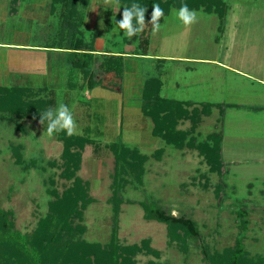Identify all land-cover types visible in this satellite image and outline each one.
<instances>
[{"label": "rangeland", "instance_id": "1", "mask_svg": "<svg viewBox=\"0 0 264 264\" xmlns=\"http://www.w3.org/2000/svg\"><path fill=\"white\" fill-rule=\"evenodd\" d=\"M32 1L22 2L20 15L0 5V42L24 38L27 42L38 43L44 35L56 33L60 10L52 17L48 9L47 14L37 12L39 9ZM227 1L230 10L225 17L224 31L220 30L221 19L215 13L196 11L197 22L185 27L177 18L179 9H173L160 19L161 28L153 35L150 45L151 55L219 58L257 80L252 83L245 78L243 93L229 96L227 101H212L220 105L212 107L210 114L201 115V122L194 132L199 141L212 132H222L225 167L221 175L211 170L196 149H179L163 140L147 146L141 144L138 133L147 134L153 122L148 119V124L143 123L140 127L135 118L124 114L128 105L141 107L140 94L131 100L124 97L121 100L93 99L86 96L89 89L80 73L74 79L79 86L69 88L70 63L65 55L51 56L54 63L47 75L51 77L48 83L52 82L57 91L55 108L61 103L68 105L77 124L76 133H84L85 127L90 125L98 140L97 146L87 145L84 149L81 168L77 172L88 183L92 197L84 210L83 223L87 231L83 237L92 242L107 243L117 223L119 239L125 245L150 239L160 256L140 253L136 256V264H209L204 250L223 251L234 246L239 238L243 239L248 254L264 255V0ZM123 10L122 4L117 8L114 4H105V0H92L83 8V28L88 36L100 38L103 46L115 49L126 46L136 51L137 42L128 43V36L117 27ZM34 11L39 21H33L32 37H29L23 35L21 29L30 25L23 13ZM132 61L143 78L156 75L153 63L145 59ZM184 71L179 68L177 75L186 84L181 85V90L191 87L186 73L183 77ZM232 77L227 78L234 80L235 75ZM218 78L226 77L219 73ZM115 80L112 75L106 77L105 82L111 84ZM13 81L9 80L8 85L47 86L46 77H42L39 85V80H29L27 76L22 83ZM177 93L170 96L178 97ZM194 103L201 108L203 102ZM17 119L0 114V206L13 212L17 230L32 233L55 198L49 189L55 188L62 193L73 181L61 175L64 144L60 134L47 135V120L42 125L40 119ZM17 122L21 123L22 130L16 127ZM191 125L190 119H183L178 128L189 130ZM118 140L138 146L149 159L145 164L144 184L127 185L121 190L116 214L112 201L115 155L107 144ZM13 144H22L27 161L37 158L46 168L25 169L17 164ZM161 147L164 149L161 158L154 157ZM50 161H56L58 165L50 166ZM221 182L225 185L218 195L217 186ZM143 202H156L171 212L175 210L178 215L191 217L197 222L201 237L190 242L187 252L182 251L176 243H170L165 223L145 217ZM240 210H244L248 219L246 229L242 227Z\"/></svg>", "mask_w": 264, "mask_h": 264}, {"label": "trees", "instance_id": "2", "mask_svg": "<svg viewBox=\"0 0 264 264\" xmlns=\"http://www.w3.org/2000/svg\"><path fill=\"white\" fill-rule=\"evenodd\" d=\"M22 0H10L11 13L18 11ZM92 0H52V13L59 12V22L56 33L47 39L46 47L68 51L67 60L70 63L69 88L79 86L74 79L81 74L91 89L100 83L99 75L115 72L117 77L124 74V56L114 53H97L95 48L96 35L86 33L83 28V8ZM133 3L147 8L145 14L146 26L143 32L131 38L128 43L137 42L136 54L148 55L152 39L150 24L152 5L158 4L164 16L173 9H179L187 4L190 10L217 14L221 19L220 30L224 31L225 17L230 10L227 0H119V4L130 7ZM82 7V8H81ZM136 24V20H133ZM163 81L161 77H149L144 84L142 95V111L153 122V127L143 134L138 133L141 144L147 146L165 141L166 144L182 149L189 147L203 155L212 171L220 175L224 172L223 134L212 132L199 141L195 130L201 122V115L210 114L212 107L220 105L211 102L201 103V108L194 102L168 98L162 95ZM57 105V91L54 86H28L0 84V114L8 119L18 118L40 119L47 109ZM193 109L190 110V107ZM17 119V120H18ZM190 119L191 128H178L180 120ZM46 121V120H45ZM16 127L23 129L20 122ZM94 129L87 125L84 133L67 136L59 132L64 144L61 159L63 171L61 175L72 180V185L62 193L57 189H49L55 198L49 203V210L43 216L32 233H22L15 228L13 212L0 206V264H136V256L140 253L160 256V251L151 245L150 239L142 243L123 244L118 236V225L115 223L109 242L86 240L83 236L87 231L83 223L84 210L92 202L88 183L77 172L81 168L83 151L87 145L97 146L93 136ZM143 136V137H142ZM107 147L115 155V170L113 173V197L115 213L120 206L119 195L127 185L144 184L146 162L149 156L142 153L138 146L128 145L124 141H113ZM17 164L25 169L33 167L45 169L37 158L27 161L24 158L22 144L12 145ZM164 149L161 147L154 157L161 158ZM57 166L56 161L48 162ZM53 182V180H51ZM223 182L217 186L218 195L223 190ZM145 217L157 220L167 225L170 243H176L182 251L187 252L190 242L201 237L197 222L187 215L173 216L172 212L156 202H143ZM242 227L247 228L248 219L244 210L239 211ZM205 259L209 264H264V255L251 256L244 248L243 239L239 238L234 246L223 251L209 252L204 250Z\"/></svg>", "mask_w": 264, "mask_h": 264}, {"label": "crops", "instance_id": "3", "mask_svg": "<svg viewBox=\"0 0 264 264\" xmlns=\"http://www.w3.org/2000/svg\"><path fill=\"white\" fill-rule=\"evenodd\" d=\"M23 1L24 0L20 2L16 14H18L19 11L21 13ZM3 2H6V0H3ZM3 2L2 0L0 1L1 7L7 11L9 9L10 12V0L9 2H6L4 5H2ZM32 3L34 6L38 7L39 10L37 12L47 14L46 10L48 9L49 13H52V0H33ZM7 11L5 14H7ZM37 12L34 11L29 14L23 13V15L26 17L21 16L25 19L28 18L27 21L30 22V25L27 29L21 27V29L24 31L23 35L28 34L29 37H32V24L39 21V18H37ZM50 16L53 17V13ZM45 25L41 24V26ZM54 34L55 33L44 35L41 38V41H38V43L27 42L24 38L7 43L0 42V84L8 85L9 80L22 83L25 76H27L29 80L31 78L39 80L37 85L41 83L42 77L47 78L46 85L53 84L52 82L48 83L51 77H48L47 75L50 66H52L54 63L52 57L53 55L61 57L63 54L67 60L68 54L67 50L54 49L45 46L47 45V39L53 37ZM151 41H153V39H151ZM95 48L97 53L122 54L124 56L125 63L124 74L122 77H117L115 72H108L99 75V77H101L100 83L87 91L86 96L90 95V97L99 101L116 98L121 100L122 97L127 100H131L137 94H140L142 100L144 84L148 77L143 78L142 75L136 71L137 67L134 61H132L133 59H145L150 63H153L156 72L155 76L161 77L163 81L162 95L168 98L184 101H227L229 96L233 97V95L243 93L245 78L250 80L252 83L257 81L251 75H245L246 73H243L229 62L223 61L219 58L197 57L195 55H184L186 56L184 57L176 56L174 54L151 55L150 49L148 55H141L135 53L139 51L129 50L130 48H126V46L123 49H115L114 47L109 48L103 46L100 38L96 39ZM220 48L223 50L227 49V47ZM58 60L60 59L58 58ZM179 68H183L185 70L183 77H185L186 73L188 85H191V87L181 90V85L186 84L183 82V80L181 81L180 77L177 76L179 74ZM219 73H223L226 78H218ZM112 75L116 80L111 84L105 82L106 77H111ZM195 75H197L196 79ZM233 75H235L234 80L227 78L228 76L232 77ZM117 80L119 82H117ZM176 90L179 93H177ZM176 93L179 94L178 97L170 96V94L175 95ZM124 114L135 118L137 123H140V127L143 125V123L148 124V121L150 120V118L144 115L142 111V105L141 107L128 105L125 108Z\"/></svg>", "mask_w": 264, "mask_h": 264}, {"label": "clouds", "instance_id": "4", "mask_svg": "<svg viewBox=\"0 0 264 264\" xmlns=\"http://www.w3.org/2000/svg\"><path fill=\"white\" fill-rule=\"evenodd\" d=\"M105 4H114L119 8V0H105ZM152 8L150 24L152 25V33L155 35L161 28L159 21L164 16V12L158 4L152 5ZM146 11L147 8L135 3L130 7H124L122 20L116 22L117 27L123 30L124 34L129 38L143 32L146 26ZM177 18L185 27H190L198 20L196 10H190L187 4H183L179 8ZM134 19L136 20L135 25L133 24ZM45 120L48 122L45 131L49 137L59 132H64L67 136L75 135L77 132V124L73 112L66 104L61 103L55 109H47L40 115V124L44 125ZM172 215L177 216L178 213L173 210Z\"/></svg>", "mask_w": 264, "mask_h": 264}]
</instances>
